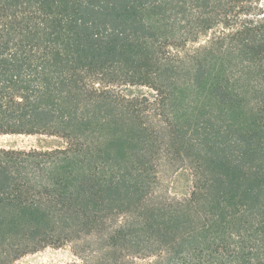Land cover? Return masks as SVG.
Returning a JSON list of instances; mask_svg holds the SVG:
<instances>
[{
  "label": "trees",
  "instance_id": "16d2710c",
  "mask_svg": "<svg viewBox=\"0 0 264 264\" xmlns=\"http://www.w3.org/2000/svg\"><path fill=\"white\" fill-rule=\"evenodd\" d=\"M260 2L0 0V136L66 142L0 148V264L88 239L72 264H264Z\"/></svg>",
  "mask_w": 264,
  "mask_h": 264
},
{
  "label": "rangeland",
  "instance_id": "374dc122",
  "mask_svg": "<svg viewBox=\"0 0 264 264\" xmlns=\"http://www.w3.org/2000/svg\"><path fill=\"white\" fill-rule=\"evenodd\" d=\"M260 6L264 16V0H261ZM188 49L191 46H187ZM123 93L128 96L150 95L151 90L147 87H124ZM171 110V109H170ZM172 111H174L172 109ZM171 112V111H170ZM177 115L180 113L177 111ZM0 148L15 150H38L53 151L66 148V142L60 137L48 135H7L0 136ZM157 181L154 187L158 192L169 194L171 196L182 198L190 193L192 187V176L188 169L174 168L168 164H162L156 174ZM84 245V246H83ZM90 246L92 249H99L101 242L96 239L80 241V243H68L60 248L48 246L40 249L36 253L28 254L14 264H72L79 262L76 251L77 247ZM148 259L138 258L137 264H147ZM93 263V262H92Z\"/></svg>",
  "mask_w": 264,
  "mask_h": 264
}]
</instances>
